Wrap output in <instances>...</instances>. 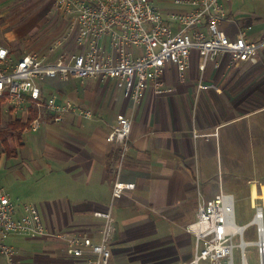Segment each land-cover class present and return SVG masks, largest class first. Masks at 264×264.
Masks as SVG:
<instances>
[{"label": "crops", "instance_id": "crops-1", "mask_svg": "<svg viewBox=\"0 0 264 264\" xmlns=\"http://www.w3.org/2000/svg\"><path fill=\"white\" fill-rule=\"evenodd\" d=\"M175 1L153 0L166 14L185 10ZM224 4L221 27L231 40L242 31L250 41L264 40V0ZM165 82L172 93L149 90L134 106L115 79L48 80L45 98L57 95L94 117L69 114L55 124L47 115L40 131H25L15 156L0 153L1 186L12 193L32 180L39 193L28 189L25 195L35 196L39 204H32L49 230L96 238L102 220L94 213L109 210L115 181L134 184L113 205L111 264H189L195 237L187 226L197 218L198 199H213L220 190L248 205L243 226L255 224L256 208L264 211V47L256 61L224 54L205 66L193 50L185 79L170 65ZM11 111L24 125L36 114L27 106ZM121 114L133 116L122 167L120 147L107 141ZM11 197L18 206L27 204ZM32 241L39 250L30 251V264L79 263L66 255L61 239Z\"/></svg>", "mask_w": 264, "mask_h": 264}, {"label": "built area", "instance_id": "built-area-1", "mask_svg": "<svg viewBox=\"0 0 264 264\" xmlns=\"http://www.w3.org/2000/svg\"><path fill=\"white\" fill-rule=\"evenodd\" d=\"M175 4L186 8L166 14L153 0H57V11L71 20L78 52L53 59L28 53L15 59L8 48L0 46V99L15 111L25 106L35 109L25 131L38 132L46 124L47 115L55 124H63L69 114L94 117L92 110L61 101L57 95L45 98L42 86L48 80L115 79L124 84L126 97L136 106L149 90L157 95L172 93L165 82L168 66H175L184 80L193 50L202 56L204 66L224 54H231L237 61H256L264 40L250 41L245 31L238 40H231L221 27L226 17L224 0H176ZM62 45L60 40L48 51L55 53ZM132 126L133 116L118 115L107 137L108 142L120 147V167L127 157ZM134 188V184L115 181L109 210L94 213L102 220L96 238L49 230L36 205L18 206L0 188V253L10 259L15 256L14 248L6 244L12 236L31 240L55 237L64 241L66 255L78 264H111L116 232L113 205ZM257 220L264 221L261 207L256 208L254 220L259 239L247 243L244 236L249 226L237 225L234 197L222 190L213 199L200 196L197 218L187 226L195 237L194 257L189 264H235L237 247L242 252V264H248V245L258 247L260 264H264V226Z\"/></svg>", "mask_w": 264, "mask_h": 264}, {"label": "rangeland", "instance_id": "rangeland-1", "mask_svg": "<svg viewBox=\"0 0 264 264\" xmlns=\"http://www.w3.org/2000/svg\"><path fill=\"white\" fill-rule=\"evenodd\" d=\"M56 1L0 0V46L8 48L12 58L18 59L30 52H37L48 58L72 55L78 52L74 35L71 34V20L57 11ZM64 38H66V41ZM60 40L63 45L55 53L48 51ZM0 109L2 111L0 134L10 136L13 133L12 130L8 129L7 124L17 119L11 116V108L5 99L2 104L0 103ZM20 138L22 139V136ZM2 139L0 138V153L4 151ZM12 140L15 144L20 141L17 133L14 134ZM6 187H2L0 184V188H3L10 196L20 197L27 204H39L33 199L35 196L32 194H30V198L25 195L28 189H33L34 193H39L37 183L33 184L32 180H30V186L18 184L12 193L8 191L11 187L8 189ZM249 213L248 205L237 200L235 214L238 226L245 225ZM244 239L247 243L258 241L256 224L247 228ZM35 242L37 241H32L24 236H15L8 239L6 244L12 246L16 254L10 259L0 253V264H30V258L32 257L30 251L34 254L39 250L36 249L37 244ZM238 243L239 239L236 240V244ZM241 254V249L237 247L235 249V264H242ZM245 256L248 264H260L261 255L257 246L248 245L245 249Z\"/></svg>", "mask_w": 264, "mask_h": 264}, {"label": "trees", "instance_id": "trees-1", "mask_svg": "<svg viewBox=\"0 0 264 264\" xmlns=\"http://www.w3.org/2000/svg\"><path fill=\"white\" fill-rule=\"evenodd\" d=\"M4 99H0V103L2 104ZM2 111L0 109V117H1ZM7 127L9 130H12V133L10 136H5L0 134V138L2 139V144L4 147V152L7 154L8 157H12L16 155L17 147L20 145V141H18L17 144L13 142L12 139H14V134L17 133L19 136V140L21 139L20 137L23 135V133L26 130L27 125H24L21 123L19 120H13L7 124Z\"/></svg>", "mask_w": 264, "mask_h": 264}, {"label": "bare ground", "instance_id": "bare-ground-1", "mask_svg": "<svg viewBox=\"0 0 264 264\" xmlns=\"http://www.w3.org/2000/svg\"><path fill=\"white\" fill-rule=\"evenodd\" d=\"M258 223L262 226L263 225V222L261 220H257ZM240 231L242 232V229H240Z\"/></svg>", "mask_w": 264, "mask_h": 264}]
</instances>
